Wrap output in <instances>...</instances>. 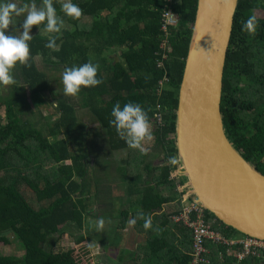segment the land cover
I'll return each instance as SVG.
<instances>
[{"label":"trees","instance_id":"obj_1","mask_svg":"<svg viewBox=\"0 0 264 264\" xmlns=\"http://www.w3.org/2000/svg\"><path fill=\"white\" fill-rule=\"evenodd\" d=\"M33 2L43 6V0H21L22 6ZM61 2L53 0L57 16L66 24L60 34H52L58 37L59 50L44 46L45 34L31 35L27 65L17 62L19 71L12 69L15 84L0 91L4 113V117L0 114V244L10 245L11 235L23 249L22 258L0 254V264H93L82 233L84 214L92 212L86 185L91 176L117 178L128 194H138L136 200H120L117 229H124L140 212L152 218L147 230L144 221L136 219L132 229L143 244L132 253L121 250L119 264H190L192 230L171 219L182 211L178 187L183 179L171 177L178 166L177 162L170 165L168 158L175 157L178 90L197 0H72L82 9L76 19L65 16ZM164 9L177 16L168 35L161 30ZM250 15L258 21L254 35L241 31ZM112 49L119 56L108 55ZM87 62L98 65L101 84L82 87L71 97L63 90H50L43 63L65 68ZM23 85L37 105L47 108L49 100L54 101L50 114L41 117L56 119L45 125L26 121L17 111L25 96ZM117 101L121 106L139 103L147 112L153 145L148 149L143 145L145 154L130 149L109 124ZM221 113L235 148L264 175V0L238 2L224 68ZM85 130L98 137L93 142L108 145L110 155L102 157L108 171L104 169L103 175L91 171L87 156L76 148L80 146L77 134ZM114 151L124 155L116 161ZM159 154L163 164L153 160ZM204 218L223 238H245L207 211ZM62 236L70 241L66 248L57 246ZM120 238L117 235L115 241ZM205 246L204 264H264V254L238 259L240 246L211 240Z\"/></svg>","mask_w":264,"mask_h":264},{"label":"water","instance_id":"obj_2","mask_svg":"<svg viewBox=\"0 0 264 264\" xmlns=\"http://www.w3.org/2000/svg\"><path fill=\"white\" fill-rule=\"evenodd\" d=\"M239 0H197L175 114L182 191L237 233L264 242V175L235 148L221 100Z\"/></svg>","mask_w":264,"mask_h":264},{"label":"clouds","instance_id":"obj_3","mask_svg":"<svg viewBox=\"0 0 264 264\" xmlns=\"http://www.w3.org/2000/svg\"><path fill=\"white\" fill-rule=\"evenodd\" d=\"M61 11L65 16L76 19L82 14V9L72 0H62ZM26 13L20 28L22 32L18 36L6 35V30L14 21L15 17ZM63 21L57 16L56 8L53 6V0H43V6L38 7L35 2L31 5L24 4L18 7L13 0H0V84H15L12 75V69L17 65H27L30 58L29 41L32 39L30 31L32 26L43 25V33L47 36V43L44 45L52 51H58L57 36L60 34ZM258 28V21L255 15H250L241 25V31L254 35ZM39 31L40 28L38 27ZM98 65L91 62L83 63L79 66L65 67L61 76L63 92L68 96H76L80 93L81 88L96 87L102 83L97 78ZM111 119L109 124L115 128L117 135L124 140L130 149L139 150L141 154L146 153L143 147L144 141H151L153 134L150 129V120L147 112L139 103L127 102L123 106L117 101L110 113ZM168 163L174 165L175 157H169ZM182 187V186H180ZM144 221L143 228L152 227L151 216L145 217L140 212L136 218L128 221L130 226L136 224V219ZM104 218H98L90 227L100 232L104 227ZM191 256V253H190ZM191 262V260H190Z\"/></svg>","mask_w":264,"mask_h":264},{"label":"rangeland","instance_id":"obj_4","mask_svg":"<svg viewBox=\"0 0 264 264\" xmlns=\"http://www.w3.org/2000/svg\"><path fill=\"white\" fill-rule=\"evenodd\" d=\"M13 2H15L18 7L22 6V4H23V3H21V0H13ZM25 15H26V13L21 14L18 17H15L13 23L11 25H9L5 34L6 35L11 34V35L18 36L20 34V32H22V28H20V24H22ZM65 26H66V24L63 21L62 27L65 28ZM38 27L40 28V25L39 26L34 25L35 29L33 31L31 28L30 35H33L36 33H39V34L43 33V30L40 29V31H39ZM46 65H47V67H46ZM42 67H43V70L45 71V73L48 75L47 80L49 83L50 90L54 93L62 92L63 85L61 83V76H62V72H63L64 68L54 67V66L46 64V63H43ZM46 68H48V70ZM13 70L16 73L19 71L18 63L13 68ZM6 87H7V85L6 86L3 85L2 87H0V91H3ZM23 89H24L25 96L23 98V102H22L21 106L18 107L17 111L18 110L21 111V113L25 117V119L28 118V120H26V121H31V122L38 121V122H41V125H45L47 122H50V120L56 119L55 117H53V119H46V118L42 119V117H41L43 114H45L44 117H46V115L50 114L51 108L53 106L51 104H54L53 100L50 99L49 100V106L47 108H45L44 106L37 105L36 100L31 96V94L25 92V90L27 89L25 87V85H23ZM2 95H3V93H2ZM66 96H68V95H66ZM69 97H71V96H69ZM0 114H1V117H4L3 112H0ZM91 128H95V127L91 126ZM150 129L152 131L151 126H150ZM87 133H88L87 137L84 139L82 144L78 147V149H84L86 152L93 151V153L96 154L97 156H99L100 159H102V156H101L102 151L104 154L110 155V153H107V151H109V149H108V145H106V143L103 146V144L101 142L99 144L93 142L92 139L93 138L97 139L98 137L91 136L92 134L90 133L89 130H85L83 132V135H85ZM101 138H102L103 143L107 142L106 138H103V137H101ZM56 139L60 140L61 136L56 137ZM98 142H99V140H98ZM102 147H103V149L101 150L100 148H102ZM72 149L77 150L74 146L71 147V150ZM116 154L117 155L114 158L116 161H118L119 158H121L124 155V154H121L120 152L116 153ZM106 157H108V156H106ZM104 159L99 160V162L97 164L98 166H97L95 171L92 168L93 163L92 164L88 163L89 169L91 171H93L94 173H98L100 175H103L104 169L108 171V168L105 165ZM153 160L155 163L158 162L157 157H154ZM93 161H94V158H92L90 160V162H93ZM160 163L163 164L162 162H160ZM91 177L93 179L92 181L96 182V184H97V186L96 185L94 186L92 184V185H90V188H89V190L91 192H94L96 194V195H92V197L90 195L87 198V199H90L88 201V204H89V210L92 211L91 214H96V210H97L98 206L100 207V209L106 210V211L113 209L116 212L117 208L120 209L118 197H119V195H121V200H123L125 198V196L128 194L127 188H126L127 186L126 185L124 186L119 181V179L114 178V177L109 178V179H107L106 177H100L99 179H95V178H93V176H91ZM95 190H96V192H95ZM91 218L92 217H88L86 223L88 222V220H91ZM131 228H132V226L128 225V227L125 228L126 230H122L120 233L122 234L121 242L124 245H126V247L133 250L135 247V242L137 241V239H139V237L136 235V239H135V235H134L135 233L133 232V229H131ZM103 229H106V228H103ZM107 230H108V228H107ZM90 232H92V231H90ZM92 233L93 234L90 235L91 239H93L92 242L85 241L84 245L85 244L86 245L93 244L90 246V251H89V252H91V254L93 256H95L94 255L95 250H96L95 247H97V248L100 247L99 248L100 254H104V256H100V255L96 256L94 262L100 261L99 263H102L103 261H105V264H112V262H110V260H107L106 258L108 257L109 259H111V258L114 259L117 251H113V250L108 251L106 249H105V251H103L104 249L102 247L104 245L105 240H104V237H102V236H103L104 232H100V233L92 232ZM8 239L10 241V245L0 244V254L4 255V256L14 255L18 258H22L23 257L22 247L19 245V243H17L13 239V236L9 235ZM101 242H102V244H101ZM69 243H70V241H69L68 237L62 236V238H59L57 246L61 247V248H63V247L66 248V247H68ZM137 243H139V242H137Z\"/></svg>","mask_w":264,"mask_h":264},{"label":"built area","instance_id":"obj_5","mask_svg":"<svg viewBox=\"0 0 264 264\" xmlns=\"http://www.w3.org/2000/svg\"><path fill=\"white\" fill-rule=\"evenodd\" d=\"M166 1L171 2L172 0ZM176 23L177 16L170 9H164L161 15V30L163 33L168 35V28L175 26ZM163 58H165V56ZM179 191L181 192L182 211L180 214L173 216L172 220L174 223L182 224L192 230L190 264H204L206 262L204 257L207 253L205 243L208 240L220 242L222 245L229 247L240 246L241 252L237 255V258L240 260L247 256L262 257V254H264V242L248 237H240L234 240L221 237L212 230L211 226L205 221L204 210L188 200L182 191V187L179 188Z\"/></svg>","mask_w":264,"mask_h":264},{"label":"crops","instance_id":"obj_6","mask_svg":"<svg viewBox=\"0 0 264 264\" xmlns=\"http://www.w3.org/2000/svg\"><path fill=\"white\" fill-rule=\"evenodd\" d=\"M105 12H102L101 13V16H102V18H104V16H105ZM113 51H115L114 49H112L111 51H109L110 52V54H108V55H110L111 57H113V58H116V56L118 55L117 53L115 54V53H112ZM108 52V51H107ZM117 52L119 53L120 51L119 50H117ZM119 56V55H118ZM151 126V125H150ZM151 128H152V130H153V127L151 126ZM152 132V131H151ZM87 135L88 134H85V135H83V132H81L80 134H77V138H78V142H79V145H81L82 144V142L84 141V139L87 137ZM147 142V143H146ZM146 143V144H145ZM143 145H144V147H146V149H148V148H151L152 147V145H153V141L151 140V141H144L143 142ZM77 149H78V147H76ZM79 151L81 152V153H83L84 155H86L87 157V163H90V164H92V168H93V170L95 171L96 170V168H97V166L98 165H96L95 166V161L97 160V162H99V160H102V159H100L99 158V156H97L96 154H94L93 153V151H88V152H86L84 149H79ZM115 153V156L117 155L116 153H119L118 151L116 152V151H114ZM107 153H110L109 151H107ZM103 151L101 152V156L103 157ZM104 155H106V154H104ZM155 157H157V160H158V162H156L157 164H160L159 163V161L160 162H162L163 163V161H162V157L163 156H161V154H159V156H155ZM92 158H95V160L93 161V162H90V160L92 159ZM67 164H68V162H67ZM98 164V163H97ZM87 165V164H86ZM177 172V171H176ZM172 173V175H171V177H174V176H176L177 175V173ZM96 185L97 186V184H96V182H93V181H91V182H88L86 185L90 188V185ZM127 188V187H126ZM179 188L180 187H178V191H179ZM86 192V191H85ZM180 192V191H179ZM78 192L76 191V194H77ZM127 193H128V190H127ZM85 195V193L83 194V196ZM90 195H91V197H92V195H96L94 192H91L90 191ZM137 195L138 194H136V195H134V194H127L126 196H125V198H131V199H133V200H136V198H137ZM124 198V199H125ZM120 200H121V195H119V197H118V202H119V204H120ZM180 203H181V197H180ZM181 206H182V204H181ZM119 208H117L116 209V212L112 209V210H108V211H106V210H102V209H100V207L99 208H97V210H96V214H84V217H85V225H84V228H83V234H84V236L86 237V241H89V242H92V240L93 239H91V237H90V235L91 234H93L92 232H96V231H94L91 227H90V225L91 224H93L98 218H104V221H105V223H104V227L103 228H106V229H102L100 232H104V234H103V236L102 237H104V245H103V251H105V249L106 250H113V251H117V253H116V256H115V258L114 259H109L108 257L106 258L107 260H110V262H112V264H119V254H120V251L121 250H126V251H130L131 253L132 252H135V250L138 248V246L139 245H141V244H143V240H142V238H140V235L138 236V234L133 230V232L135 233L134 235H135V239H136V235L139 237V239H137V241L135 242V247H134V249L133 250H131V249H129L128 247H126V245H124L122 242H121V240H122V234L120 233L122 230H126L125 228H127L128 227V225L129 224H126V226H125V228L124 229H117V226H118V223H119V220H118V217H116V215L115 214H117V213H119V211L120 210H118ZM88 217H92L91 218V220H88V222L86 223V221H87V218ZM173 217V216H172ZM172 217H171V219H172ZM94 219V220H93ZM173 221V220H172ZM174 223V222H173ZM107 228H108V230H107ZM132 229V228H131ZM90 231H92V232H90ZM100 232H97V233H100ZM117 235H119L121 238L120 239H118L117 241H115V237L117 236ZM112 239H113V241H115V242H112ZM137 242H139V243H137ZM101 244H102V242H101ZM91 245H93V244H91ZM91 245H88V249H89V251H90V246ZM100 248V247H99ZM99 248H97V247H95V256H93L92 254H91V252H90V254H91V260H92V263L93 264H105V261H103L102 263H99L100 261H97V262H94L95 261V257L96 256H104V254H100V249Z\"/></svg>","mask_w":264,"mask_h":264}]
</instances>
